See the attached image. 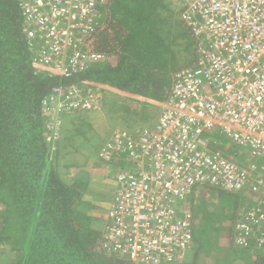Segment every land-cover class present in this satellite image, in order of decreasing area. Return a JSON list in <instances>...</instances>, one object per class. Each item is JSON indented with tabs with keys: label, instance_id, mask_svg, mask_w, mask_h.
<instances>
[{
	"label": "trees",
	"instance_id": "obj_1",
	"mask_svg": "<svg viewBox=\"0 0 264 264\" xmlns=\"http://www.w3.org/2000/svg\"><path fill=\"white\" fill-rule=\"evenodd\" d=\"M180 4L181 0L100 3L95 29L78 45L99 59L65 71L35 61L37 49L24 31L26 22L18 0H0V264H135L109 249L102 217L93 223L96 219L78 211L87 180L74 177L73 170L83 165L76 157L84 160L83 154L100 152L113 131L120 129L108 128L114 127L111 123L124 125L123 130L132 135L152 129L154 124L144 123L154 122L155 108L166 101L175 73L195 66L199 40L181 18ZM53 88L100 94L104 122L96 109L58 108L49 100L57 95ZM54 108L61 111L62 125L50 119ZM92 116L98 117L97 122H91ZM205 136L213 145L222 143L223 136L216 131ZM233 153L246 155L244 149L226 152L231 157ZM99 159L109 169H117L116 173L128 168L117 158ZM216 189L204 185L192 192L201 199L220 192L221 202L229 193L234 198L231 207L217 204L221 219L236 215L237 199L244 200L243 210L259 196L247 188L236 192ZM263 236L264 222L244 246L264 249V243H258ZM210 240L201 239L192 223V243L187 250L194 251V259L185 262L184 256L172 264H195L197 254L211 248ZM251 264H264V255L256 256Z\"/></svg>",
	"mask_w": 264,
	"mask_h": 264
},
{
	"label": "built area",
	"instance_id": "obj_2",
	"mask_svg": "<svg viewBox=\"0 0 264 264\" xmlns=\"http://www.w3.org/2000/svg\"><path fill=\"white\" fill-rule=\"evenodd\" d=\"M105 1L18 0L35 61L66 71L99 59L78 45L95 29L96 7ZM181 2V18L199 40L195 66L175 73L152 129L138 135L115 129L99 152L105 160L123 155L130 166L117 174L106 235L110 250L139 264L183 259L192 243L187 200L196 186L262 194L235 223L236 244L246 245L264 222V0ZM52 90L57 95L49 100L58 108L101 107L98 93ZM210 131L246 155L231 158L209 142Z\"/></svg>",
	"mask_w": 264,
	"mask_h": 264
},
{
	"label": "crops",
	"instance_id": "obj_3",
	"mask_svg": "<svg viewBox=\"0 0 264 264\" xmlns=\"http://www.w3.org/2000/svg\"><path fill=\"white\" fill-rule=\"evenodd\" d=\"M96 115L98 116V114ZM98 117L93 118L92 116L91 122H97ZM95 119L97 120L95 121ZM94 127H98V126L94 123L93 128ZM221 145L222 143L218 145V148H220L224 153H226V151L229 150L230 148V147L227 148V144H225L223 148H221ZM98 154L99 152L96 154L93 153V156L89 155V153L85 155L87 158L91 160V162L93 161L92 165L90 166L89 163H87L86 159L84 161H79L78 163V164H83L78 168V170L84 172L83 176L80 177L86 179L87 184L85 185V189H84L85 192L83 193V197L81 198V201L77 203V209L81 214L85 213L87 217L90 216L93 219H96L93 221V223H97V220L100 222L101 217H102L101 219L102 221L107 218L106 214L112 202L113 195L116 189V181H114L115 183L112 181V183L110 184V182H108L106 178H104L105 179L104 180L100 177V175L96 179H92L93 173L94 175H97L99 171L103 173V170L107 169L104 162L102 161L103 162L102 163L100 161ZM88 168H91L90 171H87ZM86 175H88L89 177L91 176L90 179L85 177ZM104 183H106V186H103ZM218 191H224V190L217 188L216 192ZM224 192H228V191H224ZM192 194H194V192H192ZM260 196H262V194H259V197ZM205 197L204 199H206ZM196 198H198L197 194H195V196L192 197L191 203L188 205V209L191 212L193 218L192 221L193 228L195 229V233L198 236H200L201 239L203 240L211 239L208 244V246L211 248L209 250H206V252L201 250L197 254V258H195L196 259L195 264H209L210 260L212 261V263L217 261V264H251L254 262V258L256 256L260 254L264 255V249H260L255 245L242 246L234 242L233 237L235 234V228H234L235 223L242 218V214L244 210L247 207H249L247 206L243 210L242 209L240 210L241 208L240 204L243 201L242 199H237L238 202L237 205L240 207L237 208L235 216L230 215L231 217H229V215H227L226 218L221 219L219 214H214L211 216V214H213V212L215 211L214 210L215 207L212 210L208 211L206 206H201L202 215L195 214L194 209L192 208H195L198 204L196 203V201L198 200ZM249 205L251 204L249 203ZM103 208H105L104 212L100 210ZM207 218H209V220H205ZM201 220H203L202 223L205 225V227L200 224ZM101 223H103V225L105 224L104 222ZM198 231H202V232H198ZM231 231L233 232V235H231ZM231 236L233 237L231 238ZM193 252L194 251L192 250L185 253V258H184L185 262L187 261L191 263L192 259H194Z\"/></svg>",
	"mask_w": 264,
	"mask_h": 264
},
{
	"label": "rangeland",
	"instance_id": "obj_4",
	"mask_svg": "<svg viewBox=\"0 0 264 264\" xmlns=\"http://www.w3.org/2000/svg\"><path fill=\"white\" fill-rule=\"evenodd\" d=\"M182 1V0H181ZM182 3V2H181ZM182 6V4H180V7ZM163 104L164 103H159L157 106H158V108L156 107L155 108V113H157V116L154 118V122H146V123H144V126H148V127H150V126H152L153 124L155 125L156 124V122H157V119L159 118V114H161V112H162V110H163ZM55 110H53V109H51V114H50V119H52L53 120V122H54V124L56 125V126H59V125H62V124H59L60 122H62V118H63V116L62 115H60V113H61V111H59L58 109H56V108H54ZM47 111V110H46ZM96 111L101 115V121L102 122H104V119H105V116H104V114H103V112H102V109L99 107V108H96ZM159 111V112H158ZM96 112V113H97ZM72 116V115H71ZM71 116H69L68 118H70ZM62 117V118H61ZM61 118V119H60ZM97 119H95V121H96ZM100 121V122H101ZM106 122H108V120L107 121H105V123ZM114 127H112V126H109L108 128H110V129H114L115 127L117 128H120V129H125L124 128V125H120V124H113V123H111ZM97 132H98V129L96 128V127H94V134H95V136L97 135ZM220 141L222 142V145H221V148H223L224 147V145L226 144V143H228L229 141H228V139L226 138V137H221L220 138ZM230 148H229V150H227L226 152H230V149H232V150H236V149H239V150H241L242 148L237 144V143H235V142H233V141H231L230 140ZM83 154V153H82ZM83 156L84 157H86L84 154H83ZM91 156H93V153H92V155ZM84 161L83 159H78V157H76V162L77 161ZM86 161H87V163H89V166L90 165H92V162H91V160L89 159V158H86ZM88 167V166H87ZM78 168L79 167H77V168H75V170H73V176L74 177H80V176H83V173L84 172H81V171H79L78 170ZM90 169L91 168H88L87 169V171H90ZM78 170V171H77ZM117 169H115V168H111V166H110V169H109V171L107 170V169H105V170H103V173L101 172V171H99V173H97V175H94V173H93V177H92V179H96L99 175H100V177L102 178V179H104V178H106L107 179V181L108 182H110V184L112 183V181L114 182L115 181V175L113 176V177H111L110 175H107V174H112V172H113V174L114 173H116L115 171H116ZM109 172V173H108ZM85 177H87L88 179H90V177L88 176V175H86ZM105 180V179H104ZM115 183V182H114ZM103 186H106V183H104V185ZM93 188V187H92ZM96 190V189H95ZM96 192H98V191H96ZM244 194L245 193H243V192H239V196L240 197H242V196H244ZM222 195V193H220V192H218V193H216V194H214V193H211L210 194V196H209V198L208 199H204V198H198L199 200L198 201H200L199 203L200 204H197V206L195 207V208H192V209H194V212H195V214H197V215H202V211H201V206H206V208H207V210L209 211V210H212L214 207H216L217 206V204H219V206H221V205H223L224 204V207L226 206H232V204H233V202H234V198H232V196L229 194V193H225V196H224V198L222 199V202L220 201V200H218V197L219 196H221ZM242 195V196H241ZM193 196H195V194H193L191 197L190 196H188V200H187V202L190 204L191 203V199H192V197ZM199 196V195H198ZM249 196V195H248ZM107 200H108V198H107ZM244 201V200H243ZM254 203V202H253ZM252 203V204H253ZM236 205V204H235ZM222 208V207H221ZM102 212H104L105 211V208H103V209H100ZM99 210V211H100ZM219 213V209L218 210H215L214 212H213V214H211V216L212 215H214V214H218ZM107 220V221H106ZM205 220H209V218H207V219H205ZM102 222H104L105 224H104V227H106L107 228V226H108V224H110L109 223V221H108V218H106V219H104ZM203 222V220H201L200 221V224L202 225V226H204L205 227V225L202 223ZM102 225H103V223H102ZM204 231V230H203ZM210 231H213V230H210ZM199 232H202V231H199ZM213 237V236H212ZM217 264V261L216 262H214V263H212V261L210 260V263L209 264ZM135 264H139V263H135Z\"/></svg>",
	"mask_w": 264,
	"mask_h": 264
},
{
	"label": "clouds",
	"instance_id": "obj_5",
	"mask_svg": "<svg viewBox=\"0 0 264 264\" xmlns=\"http://www.w3.org/2000/svg\"><path fill=\"white\" fill-rule=\"evenodd\" d=\"M226 144L228 145V143H226ZM219 149H220V148H219ZM220 150H221V149H220ZM221 151H222V150H221ZM222 152H223V151H222ZM231 158H232V157H231ZM117 159H119V160H123V161L126 162V160L124 159V156H123V155H119ZM127 165H128V164H127ZM106 167H107V166H106ZM107 168H108V167H107ZM128 168H130L129 165H128ZM108 169H109V168H108ZM125 170H127V168H126V169H123V170H120L119 172L115 173V175H116V176H115V181H116L117 174L120 173V172H122V171H125ZM116 184H117V183H116ZM224 191H227V190H224ZM228 192H236V191H228ZM192 195H193V194H191L190 197H191ZM190 197H189V198H190ZM189 198H188V199H189ZM112 201H113V199H112ZM111 204H112V202H111ZM111 204H110V205H111ZM188 205H189V203L187 204V207H188ZM109 207H110V206H109ZM108 209H109V208H108ZM187 251H188V250H187ZM187 251H186V252H187Z\"/></svg>",
	"mask_w": 264,
	"mask_h": 264
}]
</instances>
